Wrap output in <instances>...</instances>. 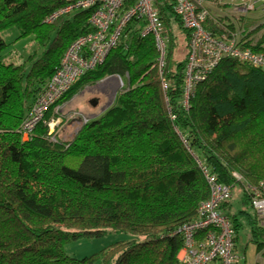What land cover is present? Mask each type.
<instances>
[{
  "label": "trees",
  "instance_id": "1",
  "mask_svg": "<svg viewBox=\"0 0 264 264\" xmlns=\"http://www.w3.org/2000/svg\"><path fill=\"white\" fill-rule=\"evenodd\" d=\"M153 1L171 29L167 91L155 39L143 37V22L135 21L106 61L48 112L50 118L54 108L106 77L124 81L111 107L85 123L72 141H63L45 125L25 139L21 126L68 47L92 30L91 10L49 23L67 0H0V264H184L181 229L198 219L210 197L200 163L232 191L240 185L242 202L252 205L245 184L264 181V70L225 57L196 85L186 106L190 33L174 13V0ZM203 2L209 9L217 0ZM205 26L264 55V35L256 38L261 26L239 34L211 13ZM12 28L37 46L18 62L6 58L9 44L1 37ZM180 37L187 53L178 62ZM230 201L222 213L233 223L236 244L242 224L238 213L223 212ZM249 226L250 242L264 252L256 211ZM108 233L135 238L81 260L65 252L72 241ZM205 236L206 229L196 234L200 242Z\"/></svg>",
  "mask_w": 264,
  "mask_h": 264
},
{
  "label": "built area",
  "instance_id": "2",
  "mask_svg": "<svg viewBox=\"0 0 264 264\" xmlns=\"http://www.w3.org/2000/svg\"><path fill=\"white\" fill-rule=\"evenodd\" d=\"M174 1V13L190 33L189 55L185 69L186 106L196 85L210 75L225 57L236 58L264 70L263 54L241 46L236 38L226 40L224 37L216 36L205 26L210 11L204 6L203 0ZM257 5L264 8V0H238L233 7L236 11L247 12L255 10ZM79 10H91L89 24L92 30L80 35L71 43L60 66L34 102L21 126L25 139L29 138L40 125L47 126L50 135L54 134L60 118L57 119L55 115L48 118L50 109L80 79L106 61L110 51L119 45L124 32L135 21L143 22L144 27L140 31L143 37L153 36L155 39L160 53L162 87L165 92L168 89L164 69L170 34L153 0H67L66 5L50 15L46 21L52 23L61 16ZM107 80L111 81L113 78ZM200 165L210 190V197L200 205L198 219L181 229L185 238L183 251L186 253L180 260L184 264H239L241 257L236 251L234 226L231 219L222 213L223 205L232 197V190L220 183L208 168L201 163ZM234 177L242 179L237 173H234ZM245 185L260 224L264 227V181L257 186ZM202 229H206V236L204 241L200 242L196 234Z\"/></svg>",
  "mask_w": 264,
  "mask_h": 264
},
{
  "label": "rangeland",
  "instance_id": "3",
  "mask_svg": "<svg viewBox=\"0 0 264 264\" xmlns=\"http://www.w3.org/2000/svg\"><path fill=\"white\" fill-rule=\"evenodd\" d=\"M232 1L233 0H224V3H227V5H224L225 10L228 12L231 10V6L233 4ZM253 11H256L254 13L264 15L261 10H258V8ZM170 30L171 29H168V32ZM19 35L20 31L17 28H12L1 33L2 39L9 44V47L5 53L6 58L8 60H13L14 62L22 61L24 58H27L37 50L36 43L32 37L19 39ZM180 40L182 45L180 44L181 48L179 53H177V55H179L177 57L179 60L178 62H181L180 60L184 61L187 53V43L183 42L181 37ZM169 46L170 42L168 44V49ZM106 78L93 86H86L69 101L64 102V104L59 106L56 111H54L55 108L53 109L54 113L52 112V115L58 117L57 119L60 118L55 131H57L58 135L63 141H72L85 123L99 117H95L93 114L98 113L102 115V112L104 113L109 107L113 105L117 93L121 92L125 88L124 81L119 76H113L114 80L112 81V85L110 81L106 80ZM116 80L118 81V84L114 85V81ZM93 101L97 102L96 106L92 104ZM75 107L82 111V115L78 110H74ZM85 119L87 122H85ZM241 190L242 189L240 185L233 189L231 202L234 210L237 211L242 224V227L239 229V237L241 240V247L243 250H245L249 240L253 237V233L249 224L250 217H254L255 211L251 204H245L242 202ZM240 211H245L248 215L239 213ZM134 238V236L128 234L108 233L107 235L99 238H82L77 241H72L64 245V249L67 255L81 260L100 252L114 243L132 240ZM255 251L256 249L250 245V248L247 251V259L246 255H244V264H256L254 261L256 253ZM181 253V257L183 258L186 252L182 250Z\"/></svg>",
  "mask_w": 264,
  "mask_h": 264
},
{
  "label": "crops",
  "instance_id": "4",
  "mask_svg": "<svg viewBox=\"0 0 264 264\" xmlns=\"http://www.w3.org/2000/svg\"><path fill=\"white\" fill-rule=\"evenodd\" d=\"M232 2L234 4L235 0H233ZM233 4L231 6L230 12L225 10L224 5H227V3H224V0L223 1L217 0L216 3L208 4L209 9H210V13H211V17L213 19L215 18V20L217 22L220 21L221 23H224L228 26L230 25L229 27L233 28V30L239 34H241L242 32H244L246 30H252L256 27L258 28L259 26H261L262 29L257 33L256 38L258 39L262 35H264V15L254 13L256 11L245 12L244 10H242V11L240 10L238 12L234 9ZM257 8H258V10H261L264 14V8L261 5H259ZM110 82H112V80ZM75 109L78 110L77 107H75L74 110ZM78 111L81 114L82 111H80V110H78ZM102 114H103V112H102ZM93 115L95 117L100 116V114H98V113H94ZM223 212L225 214H236L237 213V211L234 210V207L232 206V202L229 203V205H227L223 209ZM250 245H252L253 248L256 249L255 260H254L256 262V264H264V252L263 251H261V252L257 251L256 245L251 243L250 240H249L247 246L245 247L246 249L243 250V248L241 247V240H240V237L238 234L237 239H236V251L241 257V261L239 264H244V255H246V259H247V251L250 248ZM181 252L179 253V257H181V254H182Z\"/></svg>",
  "mask_w": 264,
  "mask_h": 264
},
{
  "label": "clouds",
  "instance_id": "5",
  "mask_svg": "<svg viewBox=\"0 0 264 264\" xmlns=\"http://www.w3.org/2000/svg\"><path fill=\"white\" fill-rule=\"evenodd\" d=\"M108 78H113V76L107 77L106 80H107ZM113 80H114V78H113ZM113 80H112V81H113ZM111 84H113V83L111 82Z\"/></svg>",
  "mask_w": 264,
  "mask_h": 264
},
{
  "label": "water",
  "instance_id": "6",
  "mask_svg": "<svg viewBox=\"0 0 264 264\" xmlns=\"http://www.w3.org/2000/svg\"><path fill=\"white\" fill-rule=\"evenodd\" d=\"M94 106H96V104H97V102L96 101H93V103H92Z\"/></svg>",
  "mask_w": 264,
  "mask_h": 264
},
{
  "label": "bare ground",
  "instance_id": "7",
  "mask_svg": "<svg viewBox=\"0 0 264 264\" xmlns=\"http://www.w3.org/2000/svg\"><path fill=\"white\" fill-rule=\"evenodd\" d=\"M118 84V81L116 80V81H114V85H117Z\"/></svg>",
  "mask_w": 264,
  "mask_h": 264
}]
</instances>
